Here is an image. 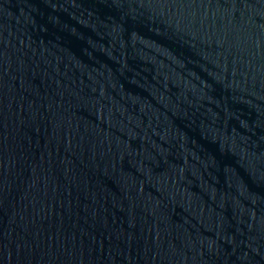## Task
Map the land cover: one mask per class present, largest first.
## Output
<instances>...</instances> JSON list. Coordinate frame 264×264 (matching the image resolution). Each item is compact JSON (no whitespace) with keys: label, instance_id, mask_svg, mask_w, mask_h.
Listing matches in <instances>:
<instances>
[{"label":"water","instance_id":"1","mask_svg":"<svg viewBox=\"0 0 264 264\" xmlns=\"http://www.w3.org/2000/svg\"><path fill=\"white\" fill-rule=\"evenodd\" d=\"M0 264H264V0H0Z\"/></svg>","mask_w":264,"mask_h":264}]
</instances>
